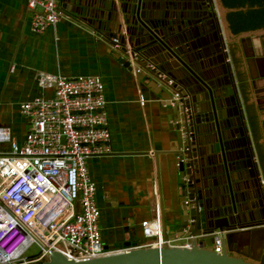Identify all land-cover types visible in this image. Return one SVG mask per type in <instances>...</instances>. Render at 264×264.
I'll return each mask as SVG.
<instances>
[{"label": "water", "instance_id": "water-1", "mask_svg": "<svg viewBox=\"0 0 264 264\" xmlns=\"http://www.w3.org/2000/svg\"><path fill=\"white\" fill-rule=\"evenodd\" d=\"M59 2L65 17L92 27L122 56L125 67H138L141 81L155 84L148 87L172 117L164 155L177 176L171 194L174 204L169 203L168 210L163 204V239H193L189 247L166 244L86 262L53 252L44 264H264V169L261 173L255 166L259 173L252 174L261 142L241 110L237 69L227 62L229 53L225 58L220 54L221 46L232 44L230 37L239 40L234 44L245 61L250 84L247 91L239 81L240 89L245 97L254 94L251 97L261 111L264 29L234 34L227 19L233 10L222 0ZM215 3L220 4L228 36ZM135 53L137 60L132 57ZM229 75L234 78L235 96L225 88L224 76ZM263 113L258 115L260 128H264ZM112 155L119 154L105 156ZM249 217L250 226H243ZM247 227L259 228L244 230ZM217 232H222L220 254L213 246L212 235Z\"/></svg>", "mask_w": 264, "mask_h": 264}, {"label": "built area", "instance_id": "built-area-1", "mask_svg": "<svg viewBox=\"0 0 264 264\" xmlns=\"http://www.w3.org/2000/svg\"><path fill=\"white\" fill-rule=\"evenodd\" d=\"M25 3L35 34L56 28L64 17L59 0ZM38 82L42 88L52 89L53 95L21 105L20 111L29 121L23 143L14 140L11 128L0 126V264H44L53 252L86 262L166 244L189 247L192 237L163 239L159 193L154 184L152 217L142 222L146 242L106 249L96 185L88 168L89 159L113 153L105 83L99 77L66 78L46 73ZM221 234L212 235L217 254L222 250ZM32 246L39 251L28 255Z\"/></svg>", "mask_w": 264, "mask_h": 264}, {"label": "crops", "instance_id": "crops-1", "mask_svg": "<svg viewBox=\"0 0 264 264\" xmlns=\"http://www.w3.org/2000/svg\"><path fill=\"white\" fill-rule=\"evenodd\" d=\"M0 6V126L11 128L14 140L23 143L29 121L21 105L53 95L52 89L39 85L42 73L101 78L113 154H119L88 161L97 186L102 240L105 247L115 250L146 242L142 222L152 217L148 199L154 184L166 206L177 184L175 166L170 168L164 155L172 117L148 87L155 88V84L141 81L134 68L125 67L122 56L92 27L64 16L56 28L35 34L25 0H0ZM229 41L239 42L234 36ZM4 147L9 150L8 145Z\"/></svg>", "mask_w": 264, "mask_h": 264}, {"label": "flooded vegetation", "instance_id": "flooded-vegetation-1", "mask_svg": "<svg viewBox=\"0 0 264 264\" xmlns=\"http://www.w3.org/2000/svg\"><path fill=\"white\" fill-rule=\"evenodd\" d=\"M215 7H216V10H217V13H219L218 4L215 3ZM226 53H229V55H230V59L228 58L227 62H231L232 65H235V67L237 69V76L235 75V77H236V79L238 81V86H239V90H240V94H241V96L239 97V102H240V105H241V110L243 112V116L245 117L246 122H247V126L250 128L251 132L252 131H254V132L256 131V135L258 136V141L261 142V152H260V154H258L256 152L255 157H254V165H253V168H252V174H258L259 173L258 170L261 172L262 169H264V128L258 127V124H257L259 113L261 111L264 112V99H261L262 110L260 111L259 110V106L254 101V98L251 97V96H254V94L252 92L247 95V96H250V97H245V95L242 93V90L240 89V82H242L245 90L249 91V88H250V84L248 83L249 76H248V73H247V70H246L245 61H244V59L241 58V54L239 53L238 47L235 44L234 45L233 44H228L225 49L223 48V46H221V53L220 54L222 55V58H225V54ZM132 57H136L135 60H137V53L132 55ZM134 69H135V72H137L139 68L134 66ZM139 71H140V69H139ZM160 77L164 78L165 76L164 75H160ZM224 77H226L225 81L227 82V84L225 85V88H227L228 90H231L234 93L235 88H234V83H233L234 82L233 76L229 75V76H224ZM235 95L236 94L234 93L233 96H235ZM227 96H231V95H227ZM250 120L255 125V129L256 130L252 126L250 127V123H249ZM251 138H252L251 146H252V148L255 149L257 147L256 140H255L254 137H251ZM255 166H257L258 168L255 167ZM257 178L260 179L259 175H258ZM238 183H242V185H244V181L240 182V180H238ZM152 193H153V191H152ZM158 193H159V200H160V208H161V212H162V216H163V204H164V208L166 210L168 208V204L166 206L165 197H164V195L162 196V193H161L159 187H158ZM96 196H97V186H96ZM170 200H171L170 202H172L171 203V207H172V205L174 204L172 195H171V199ZM97 203H98V207H99L98 197H97ZM258 204L259 203L254 204V206H257ZM99 209H100V207H99ZM239 209H243V207L241 206V207H239ZM249 222H252V219L250 217H249V219H244V225L243 226H250L251 223H249ZM255 228H259V227H247V228H244V230L245 229H255Z\"/></svg>", "mask_w": 264, "mask_h": 264}, {"label": "trees", "instance_id": "trees-1", "mask_svg": "<svg viewBox=\"0 0 264 264\" xmlns=\"http://www.w3.org/2000/svg\"><path fill=\"white\" fill-rule=\"evenodd\" d=\"M234 34L264 29V0H222Z\"/></svg>", "mask_w": 264, "mask_h": 264}, {"label": "rangeland", "instance_id": "rangeland-1", "mask_svg": "<svg viewBox=\"0 0 264 264\" xmlns=\"http://www.w3.org/2000/svg\"><path fill=\"white\" fill-rule=\"evenodd\" d=\"M153 197V193H152V196L151 198L148 199V203H149V210L151 209V199ZM151 212V211H150ZM39 250H38V247L37 246H32L30 248V250L28 251V255H31V254H34V253H37Z\"/></svg>", "mask_w": 264, "mask_h": 264}]
</instances>
